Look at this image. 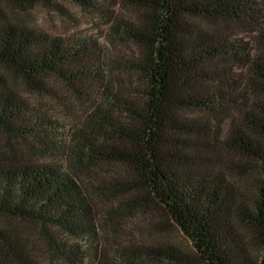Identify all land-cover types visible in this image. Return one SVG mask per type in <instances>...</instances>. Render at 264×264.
Masks as SVG:
<instances>
[{
  "label": "trees",
  "instance_id": "1",
  "mask_svg": "<svg viewBox=\"0 0 264 264\" xmlns=\"http://www.w3.org/2000/svg\"><path fill=\"white\" fill-rule=\"evenodd\" d=\"M64 1L116 22L138 55H123L115 70L101 43L47 34L0 11V133L8 139L0 215L39 224L57 263L83 264L86 247L73 240L99 238L106 222L82 173L117 161L134 178L112 192L120 214L162 211L191 243L125 244L123 262L264 264V0ZM120 4L142 11L136 24L114 20ZM198 20L245 26L261 47ZM134 74L140 87L125 78ZM48 78L84 97L83 119L64 118ZM226 155L237 161L226 164ZM17 236L0 232V264H31L32 247ZM107 254L101 260L111 264Z\"/></svg>",
  "mask_w": 264,
  "mask_h": 264
},
{
  "label": "rangeland",
  "instance_id": "2",
  "mask_svg": "<svg viewBox=\"0 0 264 264\" xmlns=\"http://www.w3.org/2000/svg\"><path fill=\"white\" fill-rule=\"evenodd\" d=\"M58 5L57 7L39 4L34 8L24 10L8 1L0 0V11L8 20L37 28L47 34L61 36L66 39L91 38L101 43L106 53L111 55L115 70L123 68L119 62L120 57L123 55L128 59H136L139 51L138 47L129 41L123 40L118 35L120 30L115 29L116 22H111L104 15L84 9L68 1L59 0ZM141 15V10L120 4L116 7L115 14L112 16L114 20L120 18L122 21H126L127 25L131 23L134 25ZM197 22L205 28L227 33L243 42H249L250 46L256 49L261 47L256 34L251 33L250 29L240 24L213 23L203 20ZM125 78L129 82H135L137 87L141 86L138 75H128ZM8 81L13 87L23 90V83L20 79L17 81L15 76L9 75ZM48 85L54 90V98H58L57 106L64 112L66 120L73 118L81 120L88 113L89 110L83 104L84 97L77 94L73 96L71 88L66 84L48 78ZM31 97L39 99L36 96ZM6 142H8V139L0 133V144ZM9 148L6 145L2 152L12 153ZM232 160L237 161L236 158L230 155H226L224 159L228 165ZM90 170L88 173L83 172L82 178L85 185L88 186L89 192L95 194L98 201L102 202V214L106 223L99 228V238L89 239V242H85L84 239L73 240L86 247L87 260L83 264H108L106 261L102 262L101 260L106 251L108 254L105 257L107 259L111 258V264H126L120 257L125 244L126 247L130 245L159 244L162 242V238L185 249H191V243L185 233L162 211L154 216L152 214L146 216L137 210L130 213L127 209H124L123 212L127 217H123L119 208H117L119 202L110 201L114 197L112 192L116 190L117 185H125L126 187L133 185V173L126 164L117 161L105 162L94 166ZM255 176H259L257 171ZM252 184L249 181L245 184V187L253 190ZM107 209H111L110 215L106 212ZM0 232L8 237L18 235V238L30 244L32 253L35 256L33 258L29 257L31 264H62L57 263L48 252L47 245L41 237V226L39 224L0 215ZM252 249L255 251V246ZM133 263L135 264V262ZM137 264L159 263L142 260Z\"/></svg>",
  "mask_w": 264,
  "mask_h": 264
}]
</instances>
